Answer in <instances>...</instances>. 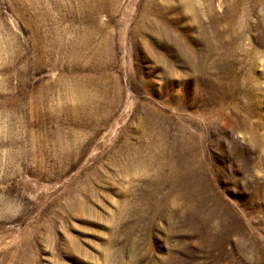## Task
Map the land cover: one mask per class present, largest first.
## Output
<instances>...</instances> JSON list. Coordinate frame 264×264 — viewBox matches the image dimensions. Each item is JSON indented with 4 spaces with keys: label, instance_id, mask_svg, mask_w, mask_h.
<instances>
[{
    "label": "rangeland",
    "instance_id": "1",
    "mask_svg": "<svg viewBox=\"0 0 264 264\" xmlns=\"http://www.w3.org/2000/svg\"><path fill=\"white\" fill-rule=\"evenodd\" d=\"M82 1L0 0V264H264V0Z\"/></svg>",
    "mask_w": 264,
    "mask_h": 264
},
{
    "label": "bare ground",
    "instance_id": "2",
    "mask_svg": "<svg viewBox=\"0 0 264 264\" xmlns=\"http://www.w3.org/2000/svg\"><path fill=\"white\" fill-rule=\"evenodd\" d=\"M76 1H82V0H76ZM84 1V0H83ZM82 1V2H83ZM85 1H87V2H91L92 3V5L96 2V1H105V0H85ZM107 1H109V2H113L114 0H107ZM106 1V2H107ZM107 4V3H106ZM106 4L104 5V6H106ZM150 6V5H149ZM158 9L157 8H155L154 7V11H157ZM213 21V20H212ZM107 82H109V81H107ZM111 84V83H110ZM107 90L109 91V86H107ZM80 96L81 97H78L77 96V102L78 103H75V105L74 106H69L68 108H67V110H71V115H72V120H74L75 121V118L77 117V113L79 112V111H81L82 109H83V107H81V104L82 103H87V104H93V101H92V97H85L84 95H82V94H80ZM99 99V98H98ZM98 99H97V102H99L98 101ZM105 101H106V99H105ZM102 102L104 103V101L102 100ZM101 105V104H100ZM115 105V104H114ZM102 106V105H101ZM114 107H116V106H114ZM92 113H93V110H92V112H91V114H89V115H87V117H89V118H93V116H92ZM108 115H109V112H107L103 117H104V119H107L108 118ZM105 121V120H104ZM106 122V121H105ZM147 123V125H149L150 126V124L148 123V121L146 122ZM149 159L150 160H153V159H157V160H161V159H163L162 158V155L160 154V153H155V154H153L151 157L149 156ZM161 162H163V160L161 161ZM160 163V162H159ZM160 165H162V163H160ZM159 170H160V166L159 167H157V169H156V174L157 175H159L160 174V172H159ZM154 187V186H153ZM156 193V192H155Z\"/></svg>",
    "mask_w": 264,
    "mask_h": 264
}]
</instances>
